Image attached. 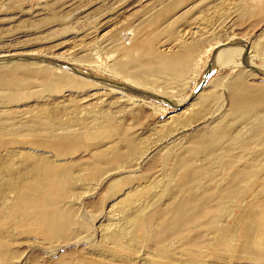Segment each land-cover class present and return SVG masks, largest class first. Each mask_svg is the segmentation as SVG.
<instances>
[{
  "label": "rangeland",
  "instance_id": "1",
  "mask_svg": "<svg viewBox=\"0 0 264 264\" xmlns=\"http://www.w3.org/2000/svg\"><path fill=\"white\" fill-rule=\"evenodd\" d=\"M263 14L264 0H0V120L19 124L21 128L29 118L40 115L39 106L43 105L48 107L46 115L51 117L53 113L52 124L56 126L41 139L36 135L38 132L33 130L34 135L27 128L21 129L15 139L57 146L52 132L94 127L96 121L109 116L113 124L99 126V137L84 138L80 143L82 151L97 144L105 147L126 135L130 140L143 139L138 151L147 153L143 160L139 159L140 154L139 162L137 159L135 163V157L127 165L111 156L103 163L100 175L88 182L79 181L77 184L82 188L76 191L74 199L78 205L76 221L82 225L80 233L68 241L16 245L18 257L14 264H79L78 257L91 249L99 252L111 249L114 244L104 234L110 225L104 218L105 206L111 198L122 193V189L148 183L151 174L162 166L166 169L200 136L205 137L199 141L204 150H212L218 142L225 144L226 136L235 132L232 114L264 111ZM183 43L188 45L184 51ZM155 47L162 54L186 56L171 69L141 63L145 51L156 50ZM174 73L177 80H182L180 83L175 80L179 90L174 78L169 83H161L163 80L159 78ZM239 126L242 130L249 127L242 122ZM110 129L114 135L108 136ZM127 142H123V150ZM3 155L5 158L6 152H0V184L10 178L9 168L1 160ZM77 155L73 159H79ZM7 159L15 168L19 167L16 157L8 155ZM89 159L84 155L81 163H88ZM148 165L152 166L149 177L144 172ZM184 173L179 170L170 180L164 177L158 183L161 186L154 185L157 191L150 192L147 188L136 195L135 212L131 205L114 210L113 228L119 229L122 216L129 217L137 210L141 222L130 220L127 232L134 233L139 225L145 227L138 237V252L125 258L124 254H128L125 247L118 248L125 258L121 264H162L168 258H174L173 264H196L179 251L175 254L159 247L155 230L147 226V215L152 210L170 208L171 193L178 184L186 182ZM252 190L233 198L243 199V204L232 201L233 208L227 209L226 220L233 219L238 208H246L260 196L261 193ZM9 196L15 197L14 193ZM11 205V200L6 202L7 210ZM232 219L224 222L231 223ZM231 236L234 238V234ZM202 237L215 245L208 231H202ZM170 243L169 246H179L177 241ZM231 245L234 248L236 240ZM201 254L197 264H240L235 258ZM246 262L264 264V257Z\"/></svg>",
  "mask_w": 264,
  "mask_h": 264
},
{
  "label": "bare ground",
  "instance_id": "2",
  "mask_svg": "<svg viewBox=\"0 0 264 264\" xmlns=\"http://www.w3.org/2000/svg\"><path fill=\"white\" fill-rule=\"evenodd\" d=\"M160 14L158 15L160 16ZM165 21H167V18ZM167 22L166 24H168ZM180 42H182V40ZM177 44L180 45V43ZM181 49L183 51L188 49V45L183 43ZM185 56L184 53L166 55L162 54L158 49H150V51H145L141 63H148L158 67L163 66L167 69H171L177 66L178 62L184 60ZM176 76L177 73H174L172 76L165 75L160 76L159 78H162L163 80L161 83H169L172 78H174L173 81L176 80L181 82L182 80H177ZM178 82H176L177 89ZM168 85L167 88H169ZM179 85L181 86V84ZM39 107H41L39 110L40 115H34L29 118L26 123H23L21 128L19 127V124H6L4 120H0V152H6L7 156L9 155V157L12 158L16 157L19 165L18 168H15L11 161L7 159V156L5 158L4 155L1 157V160L5 161V164L9 168L8 171L10 178L8 181L0 184V264H14L15 259L18 257L16 256L18 253L16 245L24 244L29 246L35 242L43 244L45 242L53 243L59 242L61 239L68 241L78 235L81 231L79 229L82 228V225L80 222L76 221L78 217V205L76 204L77 201L74 197L76 196V191L82 187H79L77 183L79 181L88 182V180L94 178L98 173L100 175L101 171H103V163L111 156H116L120 160L119 162L123 165L135 157L134 161L136 163L138 159L137 157L140 154V160L141 158L143 160L147 155V153L144 155V152L142 153L141 150L138 151V149L141 148V145L144 144V141L142 142L143 139L138 141L130 140L126 139V135H122L118 139L111 141L109 145L107 143L108 146L105 144V147H101L97 144L88 149H83L84 152L81 150L80 143L84 141V138L94 139L99 137V135H97L99 134V126L103 128V126H111L113 124L112 119L109 116L106 118L104 117L100 121H96V126L94 127H80V130L78 131L66 128L62 130L61 133L52 132L51 135L55 138L57 146L50 145L43 141L38 142L15 139L17 137L16 134L24 128L31 130L34 135L35 132L33 130L38 132L36 135L39 139L43 138L49 129H56V126L52 124L53 113L50 117L46 115L48 110L47 106L40 105ZM263 113L264 111L254 109L250 114L243 113L236 114V116L232 114L231 117H233L235 124V132L233 131L226 136L225 144L221 142L223 145L219 146L221 143L218 142L217 144H214L212 150H204L199 141L205 137L200 136L197 143L195 142L194 145L192 144L193 146L188 149L185 154L183 152L182 156L179 155L180 157H177L173 162H170L166 169L162 166L161 169H158L155 173L151 174L149 181H146L148 183L137 186L135 185V187H131L130 189H122V193L111 198L105 206L104 216L105 220H107L110 225L107 226L105 230L106 232L103 233L106 238L110 239L114 246L108 250L100 249V252L99 249H91L89 252L81 254L77 260L79 264H121L125 258L138 252L140 243L138 237L141 236L145 227L139 225L134 233H129L127 232L126 226L129 224L130 220H133L136 223L141 222L140 211L138 213L137 210L136 213H133L129 217L122 216L120 224L118 223L119 229H115L113 228V222L115 221L114 210L122 206L129 207V205H131L134 207V202L136 204V195L144 192V189H150V192H152V190H155L153 189L154 185H160L158 183H160L164 177H168V180H170L169 178L174 177L179 170L185 172L184 176H187V179L184 184L180 185L177 183L179 186L173 194L171 193V197H169L170 202L167 201L170 203V208H156L148 215L146 214L148 216L147 226L154 229L157 234V237L155 238L156 244L162 249L168 250L170 253L178 254L176 252L179 251L181 254L186 255L191 263L196 264L198 263L197 259L201 253L209 257H214V255L218 254V256L221 255L220 257L222 258H235L238 259L240 264H252L253 262L250 263L246 261L255 257H264ZM50 121L51 123L48 125L47 122ZM241 122L249 127L245 126L247 129L243 128L245 130H242V128H240L241 126H239ZM218 126L216 128H220ZM112 130L113 129L109 130L110 132L107 134L108 136L114 135ZM218 134L219 133L216 135L219 137L220 134ZM123 142L128 143L126 150H123ZM148 149H150V147ZM77 153L80 155L79 159H73V156L77 155ZM84 155H87L91 161L88 163H81V158L84 157ZM153 158L155 159V156H153ZM139 159L138 162L140 161ZM163 159L165 160V158ZM122 165L121 167H124ZM155 167L157 166L155 165ZM256 167L257 171L255 172ZM125 169L127 170V168ZM151 170L152 166L150 167L149 165L144 168V172L147 176L152 173ZM82 173H85V175L82 176ZM164 181L163 187L165 186ZM169 185L167 186L170 189L172 185ZM244 185H246V187H244ZM252 189H254L255 193H261L259 194L260 196H257L251 201L246 208L239 209L238 205H234L238 208L236 215L233 219L229 218L226 220L229 215L227 214V209L229 210V208H233V205H231L232 201H234L232 204L239 201V199L235 201L233 198ZM9 193H14L15 197L11 199ZM247 193L249 194V192ZM250 196L252 195L250 194ZM9 200L12 201V205L8 207L10 210H7L5 204ZM241 200L243 201V199ZM241 200L239 202L243 204ZM246 200H248V198ZM230 210L235 212L234 209ZM135 211L136 209L134 212ZM146 212L148 213V211ZM234 212H232V214ZM232 214L230 213V215ZM230 219H232L231 223L226 222V224L224 222L225 220L229 221ZM224 223L226 225H224ZM202 231H208L209 234H212L215 240V245L214 243L211 245V242L209 244L207 242L208 239H205L206 241L203 240L204 237L201 239ZM232 234H234V238H232ZM232 240L233 242L236 240L234 248L231 245ZM170 241H177L179 246L177 247V244L175 245L176 247L171 245L173 247L171 248L168 244ZM120 246L125 247L124 251L128 253L126 255L124 254V256H126L125 258L118 249ZM214 246H216V249H214ZM145 247L147 248V246ZM153 247H150V249ZM155 247H157V245ZM150 257L153 259L154 256L150 255ZM173 259L168 258L162 264H173ZM126 262L128 261L126 260Z\"/></svg>",
  "mask_w": 264,
  "mask_h": 264
}]
</instances>
